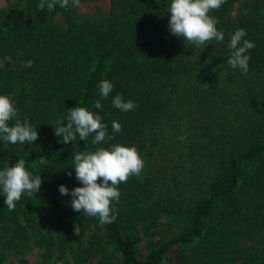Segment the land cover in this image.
Instances as JSON below:
<instances>
[{"label": "trees", "instance_id": "1", "mask_svg": "<svg viewBox=\"0 0 264 264\" xmlns=\"http://www.w3.org/2000/svg\"><path fill=\"white\" fill-rule=\"evenodd\" d=\"M39 2L0 0V95L38 132L31 145L0 136V170L24 159L42 180L14 211L0 190V264H264V0L212 10L224 40L206 46L171 34V0ZM239 28L255 44L247 75L227 63ZM102 80L114 85L107 98ZM117 94L135 109L115 108ZM76 106L114 139L62 143L56 121ZM116 144L135 146L144 168L118 186L116 219L101 224L59 185L82 186L77 152Z\"/></svg>", "mask_w": 264, "mask_h": 264}, {"label": "clouds", "instance_id": "2", "mask_svg": "<svg viewBox=\"0 0 264 264\" xmlns=\"http://www.w3.org/2000/svg\"><path fill=\"white\" fill-rule=\"evenodd\" d=\"M226 0H171L169 5V30L172 35L183 37L189 44L206 46L212 41L222 42L224 33L218 30V20L209 15L212 10H219ZM66 8L70 0H40L37 7L49 11L56 5ZM72 5H78L79 0H71ZM244 28L237 29L230 37L228 48L231 50L227 59L232 69H239L247 75L250 55L248 51L255 47L254 42L244 39ZM242 41V43H241ZM8 62H14L10 56L4 57ZM2 63V62H0ZM32 60L24 62L23 67L29 68ZM99 95L107 98L114 85L108 80L100 81ZM95 108L102 109L100 100H96ZM112 104L115 108L127 112L135 109L132 100L125 101L121 94H117ZM18 113L13 101L7 95H0V136L9 144H29L38 140V132L31 122L24 120L21 123L16 119ZM16 119L13 126L9 121ZM66 120V124L63 121ZM122 126L119 122H112V132H120ZM54 134L62 138V143L68 144L79 140L87 142L92 135L91 144L98 145L114 139L109 135L107 126L102 122L98 113H93L84 107H74L67 111L65 118L58 119L54 127ZM26 161L19 159L14 165L0 170V190L5 197L4 205L9 211H14L16 203L22 194L32 196L39 193L41 177L33 176L25 167ZM75 177L82 186L69 190L65 185H59L61 195L72 197L73 211L83 215L98 217L101 224L113 223L116 219L117 209L113 202L119 201V188L126 183L130 176L139 175L144 168V161L135 146L116 144L111 148L99 147L95 151L77 152L74 155ZM71 176L69 171L66 173ZM99 181V182H98Z\"/></svg>", "mask_w": 264, "mask_h": 264}]
</instances>
